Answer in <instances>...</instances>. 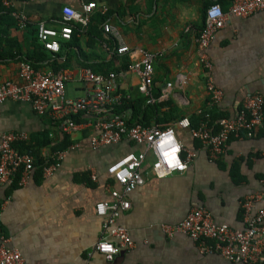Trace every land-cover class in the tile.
<instances>
[{
    "label": "crops",
    "instance_id": "crops-1",
    "mask_svg": "<svg viewBox=\"0 0 264 264\" xmlns=\"http://www.w3.org/2000/svg\"><path fill=\"white\" fill-rule=\"evenodd\" d=\"M211 1H13L16 10L28 15L29 24L43 21L57 29L63 25V5L81 9L83 4L94 2L96 8L89 22L101 12L106 14L104 22L117 30L120 40L104 32L99 22L98 37L76 34L67 47V40L59 39L63 48L56 53L47 51L58 59L59 69L69 75L66 98L83 95L81 68L101 75L109 70L116 74V88L123 101L137 107L145 96L139 76L128 66L141 57L139 49L155 53L152 92L157 99L153 104L160 107L148 117L149 125L173 126L184 149L193 153L185 170L161 178L152 172L153 157L147 155L141 168L144 183L129 193V208L118 218L133 245L107 260L94 249L102 224L95 205L110 200V190L119 188L107 167L129 152L143 150V146L123 138L116 144L92 148L88 129L68 134L74 142L62 151L59 167L52 175L43 177L34 171L21 185L0 186V238L4 236L6 244L17 249L27 264H231L218 252L200 253L185 234L168 237L162 230L163 224H175L199 206L206 208L216 223L243 228L241 203L250 194H264L262 129L249 138L231 135L224 151L211 159L207 147L187 128L175 125L174 119L181 116L188 117L191 125L193 115L211 107L222 117H232L244 95L259 93L264 97V9L248 16L229 17L208 47L202 49L193 37L203 26L205 9ZM28 30L13 27L10 34L28 45ZM119 42L130 50L116 53ZM203 52L210 62L209 76L222 92L214 104L206 89V71L199 62ZM18 62L0 58V81L17 79ZM122 107L123 102L119 111L130 120L134 109ZM50 124L55 123L37 114L26 101L8 99L0 105V133L25 132L29 138L49 129ZM209 125L217 130V120ZM54 133L51 131V136Z\"/></svg>",
    "mask_w": 264,
    "mask_h": 264
},
{
    "label": "built area",
    "instance_id": "built-area-1",
    "mask_svg": "<svg viewBox=\"0 0 264 264\" xmlns=\"http://www.w3.org/2000/svg\"><path fill=\"white\" fill-rule=\"evenodd\" d=\"M13 1L1 0L3 6L8 9L13 7ZM95 8L94 2L83 4L81 9L63 5L61 8L63 25L59 29L39 21L37 37L44 49L53 53L58 52L59 39L71 38V26L67 22L74 21L85 27ZM263 9L264 0H232L226 10L222 9L219 2L214 1L206 7L203 26L193 37L194 41L199 47L206 49L216 31L224 27L229 17L248 16ZM11 14L19 29H25L30 23L28 15L23 11L12 10ZM102 30L116 40L119 39L117 30L110 23L103 22ZM118 44L116 53H126L130 50L128 45L120 42ZM139 52L141 57L132 61L128 70L139 76L140 90L145 96L146 103L153 104L157 99L152 92L153 61L156 54L143 49H139ZM199 62L206 71V89L210 95V103H217L222 92L209 76L210 62L205 52L200 55ZM115 75L113 72L101 75L89 68H81L79 76L83 82L84 92L75 99L65 97V82L69 78L65 69L54 71L44 67L35 68L27 61H19L17 79L0 81V105L8 99L26 101L37 114L54 123H60V129L70 135L86 128L92 148L116 144L123 138L143 146V150L129 152L107 167V173L119 188L110 190V200H101L95 205L96 215L102 218V224L101 236L96 241L94 249L107 260H111L121 250L129 249L133 245L129 232L118 223V218L129 208V193L144 183L141 168L147 155L150 153L153 157L151 170L158 178L185 170L193 157V153L186 151L180 143L173 126L140 123L129 125L127 118L119 111L123 96L116 88ZM240 104L234 116L221 117L217 120L215 131L207 121H201L197 127H191L186 116L178 119L175 125L187 128L194 139L207 147L210 158L215 159L224 151L231 135L249 138L259 129L264 132V97L259 93H249L241 98ZM80 113L87 119L75 122L72 116ZM169 136L171 141L163 150L173 145L178 146L175 156L180 166L170 167L162 155L160 141ZM26 140L28 135L25 132L0 133V186H12L17 178V184L21 185L34 172V156L21 152L14 146L15 143ZM61 156L62 152L54 153L52 161L43 166V177L50 176L57 170ZM91 179L95 180L94 175H91ZM255 205L257 206L254 207ZM241 207L243 228L216 223L210 212L199 206L192 208L181 221L163 224L162 230L168 237L176 233L185 234L196 243L200 253L218 252L231 264L260 263L264 258V194L254 193L246 196ZM6 241V238L1 236L0 264H27L21 253L8 246ZM102 245H109L110 248H104Z\"/></svg>",
    "mask_w": 264,
    "mask_h": 264
},
{
    "label": "trees",
    "instance_id": "trees-1",
    "mask_svg": "<svg viewBox=\"0 0 264 264\" xmlns=\"http://www.w3.org/2000/svg\"><path fill=\"white\" fill-rule=\"evenodd\" d=\"M221 4L223 10L232 0H214ZM214 1H211L213 3ZM12 10H16L14 5L12 8H6L3 6L0 0V58L3 59H17L18 61H27L33 67H49L52 70L56 71L60 66H57V58H53L50 54L47 53L48 50L44 49L37 37V23L28 24L29 28V43L28 45L22 44L19 39L10 34V30L13 27H17L15 18L12 16ZM106 14L98 12L96 16L91 18V21L83 27L81 24L69 21L67 24L71 26V38H75L76 34H82L83 36H88V38L98 37V30L96 24L99 22L103 23L105 21ZM18 28V27H17ZM93 30L95 32H93ZM70 39L67 40V43L64 44V47H67L71 44ZM63 48V46H60ZM57 53L56 55H58ZM127 66V65H126ZM112 71H105L103 75H107ZM128 100L123 101L122 109H128L129 107L134 109V116L128 120L129 125L134 123H140L142 125H149V116L151 114H156L160 104H147L145 99L139 100V105L134 107L129 104ZM211 107L209 109L203 110L198 116L191 117V125L196 127L201 121H207L209 124H214L215 120H218L222 116L219 115ZM183 117V116H181ZM181 117H176L174 120H178ZM72 119L75 122L84 121L87 118L83 113L73 115ZM51 125V124H50ZM60 123H55L54 125L49 126V129H46L43 132L37 133L36 135L30 136L26 141H20L14 144V146L21 152H26L34 156V166L35 173L42 176L43 166L48 162L52 161V156L56 152H62L68 149L74 142L70 135L66 133H60ZM55 131L54 135L51 136V131ZM53 134V133H52ZM18 178L15 180V183L12 185H17ZM264 264V261L261 263Z\"/></svg>",
    "mask_w": 264,
    "mask_h": 264
},
{
    "label": "clouds",
    "instance_id": "clouds-1",
    "mask_svg": "<svg viewBox=\"0 0 264 264\" xmlns=\"http://www.w3.org/2000/svg\"><path fill=\"white\" fill-rule=\"evenodd\" d=\"M171 137H167L160 141V146L162 148V155L164 156L165 160L168 162L169 166H180L178 160L175 156V153L178 151V146L173 145L172 147L168 148L167 150H163L164 146L170 143ZM104 248H110L109 245H102Z\"/></svg>",
    "mask_w": 264,
    "mask_h": 264
}]
</instances>
